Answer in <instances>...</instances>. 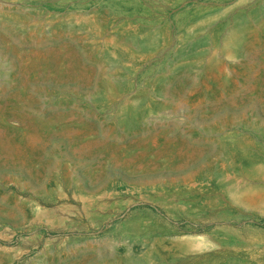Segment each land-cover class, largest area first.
I'll return each mask as SVG.
<instances>
[{
  "label": "rangeland",
  "instance_id": "obj_1",
  "mask_svg": "<svg viewBox=\"0 0 264 264\" xmlns=\"http://www.w3.org/2000/svg\"><path fill=\"white\" fill-rule=\"evenodd\" d=\"M0 264H264V0H0Z\"/></svg>",
  "mask_w": 264,
  "mask_h": 264
}]
</instances>
